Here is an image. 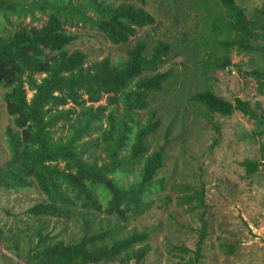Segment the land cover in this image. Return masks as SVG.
I'll use <instances>...</instances> for the list:
<instances>
[{
    "label": "trees",
    "instance_id": "trees-1",
    "mask_svg": "<svg viewBox=\"0 0 264 264\" xmlns=\"http://www.w3.org/2000/svg\"><path fill=\"white\" fill-rule=\"evenodd\" d=\"M134 1L114 5L105 0H0V90L13 119V128L5 134L11 159L0 167V191L37 187L44 196L27 211L34 226L10 230V237L0 230V243L16 256H21L20 248L27 249L19 264H146L151 234L127 231V225L153 208V195L168 190L176 192L177 205L197 214L201 223L194 257L178 256L184 260L180 264H202L210 235L205 186L170 183L163 173L168 135L156 150L149 142L161 126L152 105L159 98L176 101L190 82L175 75L174 61L187 55L192 42L185 35L178 49L169 42L139 40L127 50L126 59L115 63L107 57L89 64L87 54L70 49L79 37L67 27L96 28L118 47L130 44L146 28L157 31L160 24L145 11V0H139L141 7ZM200 1L209 16L208 4L220 7L210 16L207 34L224 38L215 42L223 50L221 58L211 62V52L205 54L208 61L194 62L208 85V68L229 70L233 51L264 49L254 43L264 38V0L253 12L239 5L251 0ZM37 23L43 25L36 27ZM204 40L203 51L208 44ZM198 48L193 46L191 58ZM244 73L257 81L261 92L264 66ZM185 97L203 110L205 119L250 116L252 139L264 138V110L250 113L248 102L227 101L209 85L195 93L188 89ZM144 112L147 117L141 122ZM241 166L247 177H254L264 171V155L262 161L246 160ZM171 201L166 196V205ZM52 222L74 224L79 237L63 241L66 229L52 234ZM220 248L230 257L238 244ZM174 250L189 253L186 248Z\"/></svg>",
    "mask_w": 264,
    "mask_h": 264
},
{
    "label": "rangeland",
    "instance_id": "rangeland-1",
    "mask_svg": "<svg viewBox=\"0 0 264 264\" xmlns=\"http://www.w3.org/2000/svg\"><path fill=\"white\" fill-rule=\"evenodd\" d=\"M105 1L114 5L125 2ZM133 3L137 7L142 6L139 0ZM239 5L253 12V9L261 6V1L239 2ZM143 7L160 24L157 31L146 28L139 31L130 44L118 47L108 42L96 28L67 27L70 34L79 37L70 49L72 52L79 50L87 54L89 64L107 57L115 63L119 59H126L127 50L139 40L150 43L152 40L169 42L181 49L182 39L185 35L188 36V40L192 42L190 51L174 61L178 64L174 73L182 78L188 77L190 82L176 95V101L159 98L152 105V110H156L157 117L161 119V126L156 136L150 138V147L153 151L164 145L167 134L170 145L163 173L169 177V182L190 185L195 189L205 186L207 204L210 206L207 216L210 235L203 246L202 264H264V171L254 177H247L241 166L246 160L262 161L264 138L252 139L255 128L254 119L250 116L236 113L232 117L214 115L205 119L203 110L188 103L185 97L188 89L195 93L209 85L218 96L227 101L234 102L236 98H240L248 102L250 113L263 111L264 88L261 93L257 81L244 72L264 66V49L261 52L254 50L243 54L233 51L232 67L225 72L209 67L210 82L206 85L200 65H197L199 70L195 69L194 62L208 61L210 58L205 57V54L211 52L214 54L211 62L223 55V50L215 42H221L224 38L207 34L210 16L220 7L214 2L208 4L210 16L202 8L200 0L197 3L195 0H145ZM26 24H29V20H26ZM42 25L43 23H37L35 26ZM204 37V42L208 43L205 51L201 47ZM254 43L256 48L264 47V38H257ZM194 45H199L200 48L191 58ZM189 71L194 73L189 75ZM3 94L4 91L0 90V167L11 159L5 134L7 128H13V119L7 113ZM101 104H106V98ZM146 117L147 112L141 113V122ZM116 179L122 183L120 178ZM166 196L172 198L167 205ZM176 196V192L170 190L153 195V208L143 216L131 219L127 225V231H146L151 234L148 243L151 252L146 264H180L184 260L178 256L185 260L194 257L201 223L197 214L189 213L187 207L177 205ZM43 201L44 196L37 187L19 193L0 191V230L4 236L10 237V230L16 233L17 229H24L26 225L34 226L27 211ZM63 229H66L61 236L63 241L69 242L79 237L74 224L52 222L50 231L58 234ZM236 243L238 248L234 256L227 257L220 248L222 244ZM174 248H186L189 253L183 254ZM26 250L20 248L21 256L18 257L5 244L0 243V264L21 263Z\"/></svg>",
    "mask_w": 264,
    "mask_h": 264
}]
</instances>
